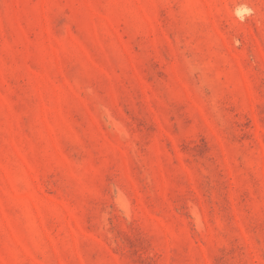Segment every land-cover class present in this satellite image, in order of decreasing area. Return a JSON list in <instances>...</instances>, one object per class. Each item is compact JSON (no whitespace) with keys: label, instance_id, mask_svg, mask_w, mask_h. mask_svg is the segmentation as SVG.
I'll return each instance as SVG.
<instances>
[{"label":"rangeland","instance_id":"obj_1","mask_svg":"<svg viewBox=\"0 0 264 264\" xmlns=\"http://www.w3.org/2000/svg\"><path fill=\"white\" fill-rule=\"evenodd\" d=\"M0 264H264V0H0Z\"/></svg>","mask_w":264,"mask_h":264},{"label":"clouds","instance_id":"obj_2","mask_svg":"<svg viewBox=\"0 0 264 264\" xmlns=\"http://www.w3.org/2000/svg\"><path fill=\"white\" fill-rule=\"evenodd\" d=\"M244 10H245V9H244V6H241L240 8H237V9H236V15H237V17H238L239 19H241V20L244 19V16L241 15V12L244 11ZM248 11H250V10H248Z\"/></svg>","mask_w":264,"mask_h":264}]
</instances>
